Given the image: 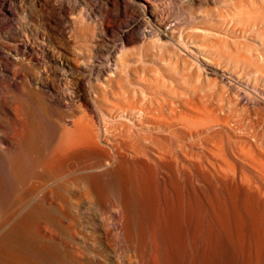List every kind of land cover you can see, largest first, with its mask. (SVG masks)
<instances>
[{"label": "rangeland", "instance_id": "obj_1", "mask_svg": "<svg viewBox=\"0 0 264 264\" xmlns=\"http://www.w3.org/2000/svg\"><path fill=\"white\" fill-rule=\"evenodd\" d=\"M57 1L58 13L46 0H0V13L13 18V25L0 19V43L14 58L11 66L0 54V65H6L5 71L0 69V146L15 142L14 118L22 101L43 132L37 183L29 155L17 162L0 150V240L20 226L25 208L19 196L29 193L26 200L32 201L44 195L37 201L36 220L25 231L35 247L15 241L9 246L17 264H157L154 250L150 263L116 235L114 198L102 183L103 156L112 154L115 143L134 139L139 148L147 146L153 158L150 168L135 162L137 179L131 175L143 195L141 204H148L143 206L146 212L141 211L149 215L141 214L140 241L146 242L147 228L161 221L160 206L174 196L182 203L173 225L179 242L174 241L176 264L191 257L192 264L198 240L193 213L204 207L202 194L215 202L214 194L221 198L224 190L202 168L206 147H212L217 136L212 129L189 134L176 120L180 112L195 115L201 103L222 116L238 90L247 84L264 87V0ZM21 38L33 46V57L15 51ZM143 94L150 98L148 121L141 125L110 117L124 102L141 101ZM68 113L85 115L100 139L66 162L53 139L58 136V115ZM142 136L149 138L144 141ZM123 173L117 184L127 180ZM78 180L94 186L91 194ZM246 208L253 213L251 206ZM237 219L242 227L239 214ZM188 221L196 226L189 228ZM37 247L49 249L53 258L40 262Z\"/></svg>", "mask_w": 264, "mask_h": 264}, {"label": "bare ground", "instance_id": "obj_2", "mask_svg": "<svg viewBox=\"0 0 264 264\" xmlns=\"http://www.w3.org/2000/svg\"><path fill=\"white\" fill-rule=\"evenodd\" d=\"M46 1H48L51 9L55 11V13H58V1ZM149 4L151 5L150 1ZM143 7L146 8V5ZM0 19H4L8 24L13 25L12 17L0 13ZM14 49L16 52H21L24 58L34 56L31 53L33 52V46L26 38L18 40ZM11 53L12 51L10 48H6L0 43V54L3 55V59L7 62L6 64L10 63L12 66L14 64V58ZM4 67H6V65H0V69L5 71L6 68ZM261 74L264 77V73ZM13 77L12 80L15 81L17 75L13 73ZM133 100L134 101L128 100L124 102L123 105L118 107L120 112L118 111L110 117H115V119H126L131 122L138 121L141 125L145 123V121H148L151 113L150 98H145L143 94L141 101L137 99ZM227 103L228 111L224 112L222 116L216 114L215 108L201 103L199 104L200 108L198 110L196 109L197 112L195 115H187L180 112V117L178 116L176 120L189 134H192V132L199 133L200 131L207 132L212 129L211 133L217 136V141L212 147H206L207 154H203L204 160L202 162L204 165H202V168L205 174L213 176L220 181L222 183V190H224V194L218 199L216 193H212V195H215V199H213L215 202H211L209 200L210 198H208L209 195L205 194L204 196L202 194L203 191H201L204 207L201 210L199 208L196 209L195 213H193L194 216L192 215L195 219L193 222L195 221V223H197V227H194V229L197 228L198 233L197 256L195 257V262L193 261L192 264H264V87L259 89L256 84H247L244 89H240L236 92V96L233 100H228ZM18 107V113L15 114L14 118L16 127L15 130L13 129V133L16 137L15 142L10 147L0 146V150L4 153L11 154L17 162L23 160L22 157L25 154L29 155L33 167L34 177L32 176V178H34V182L37 183L39 180L36 181L37 175L35 174H38L37 172L42 166L39 161L40 152L38 140L39 138L42 140V138L39 137V135H41L39 133L43 135V132L40 130L41 126L39 127L36 124L35 113H32V116L30 114L32 111L29 112L30 108L26 110L27 105L24 104L23 101L19 102ZM227 125L229 129L224 128ZM56 127L58 136L57 139H53L56 140L55 149L58 151L61 160H65L66 162L71 159V156H79V151L82 152L85 150L90 141H94L93 143H95L99 142L100 139L99 131L93 128L90 122L85 118V115L74 117L70 113L66 116L59 114ZM102 127H105V123ZM228 130L231 134H229ZM102 131L105 132L106 129L104 128ZM145 135L150 136L149 133H145ZM129 136L132 135L130 134ZM148 136H142V139L147 141L149 138ZM95 146H97V144ZM113 146L112 154H110V152L108 154L107 152L108 155L103 156L105 158L102 164H100V167H102L101 173H105V179L102 183L109 195L114 198L112 200L115 207L113 229L116 235L120 237L121 242L126 248L133 252L135 251L136 253L143 254L148 258L150 263L154 250L157 264H176L174 241H178L177 239L174 240L177 233L176 229L173 230V225L177 217L179 218L177 214H180V212H177L179 210L177 208L180 206L181 209L182 203L178 198L173 196L171 200L165 202L163 206H160V208L158 206V214H160L158 217L161 218V221L159 220L160 222L156 223L157 225L155 226L151 223L154 228L148 223L151 228L148 227V229L146 227L148 230L147 236L145 235L146 242H141V234L139 232L141 224L139 225V223L142 222L140 221L142 218L141 214L146 212L143 206L148 208V206H146L148 204L143 205V202H145L142 200L143 195L141 196L140 193L136 191L137 185L135 189L134 179L132 180L133 176L131 175H135V172H133L136 165L135 162L142 163L144 166L150 168L153 158L147 146L139 148L134 143V139L132 141L115 143ZM17 167L19 169L22 165ZM17 167H15V169ZM149 171L150 175L148 172L147 174L151 176L152 170ZM121 172H124L123 174H125L124 176L127 180L124 183L120 182L121 184H117L115 179H119L118 176L122 175L120 174ZM20 175L21 174H19V176ZM148 175L146 176L149 177ZM135 177L137 179L136 175ZM204 177L206 176L204 175ZM120 179L122 178L120 177ZM73 181H75V179H73ZM79 181L80 180H78V183ZM141 181L143 180H140V182ZM75 182L77 183V181ZM205 182H207V179ZM136 183L138 184V182ZM81 184L88 193L94 189V186L88 182H81ZM141 184L143 185V183ZM207 184L209 185V183ZM142 185L141 187L143 188L144 185ZM33 189H35V187L29 188L28 192H31ZM139 190L141 191V189ZM28 194L29 193H27L25 197L19 196V200L23 202L25 208L24 214L21 217L20 226L13 229L9 234L2 235L3 237L1 236L0 264H17V257L13 259L11 256L12 252H10L9 249L11 242L25 243L26 247L29 249L35 247L34 243L31 241L33 238L31 239L30 234L25 233V231L30 228L29 224L36 220L38 205L40 203L37 201H41L44 195H38L32 201H28L26 200ZM3 199V196L0 194V204L2 202L4 203ZM141 200L143 204H141ZM246 205H249V208L250 206L252 207V214L249 213L250 211L248 212V210H246ZM151 206L153 208V205ZM195 208H197V206H195ZM142 210L144 212L141 213ZM149 210H151V208H149L148 211ZM153 211L154 209L152 212ZM156 211L157 210L154 212ZM154 214L152 213V215ZM238 214L241 216L242 222H244L242 227H240L238 223ZM143 215L147 217L149 214L144 213ZM148 219H150L149 222H151V220L152 222L154 221L152 218ZM190 224L193 225L189 222V225ZM196 225L194 224L193 226ZM186 227H188V224ZM151 229H153V233L156 235H153L156 238V245L152 243L153 239L151 240V235L153 234ZM173 231L176 234H174ZM219 237H222L221 241ZM194 246H196V243ZM37 248L38 260L42 263L49 261L48 259L52 257L48 251L49 249L46 250L44 248V250H42L43 248L41 247ZM192 253L190 254L192 255ZM191 259L192 257L189 259L190 261L185 262V264H191Z\"/></svg>", "mask_w": 264, "mask_h": 264}]
</instances>
